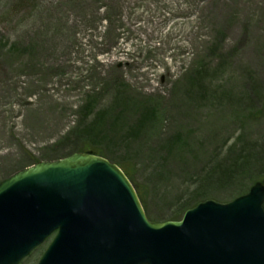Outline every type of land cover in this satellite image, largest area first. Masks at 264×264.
Listing matches in <instances>:
<instances>
[{"label":"rangeland","instance_id":"1","mask_svg":"<svg viewBox=\"0 0 264 264\" xmlns=\"http://www.w3.org/2000/svg\"><path fill=\"white\" fill-rule=\"evenodd\" d=\"M82 147L153 221L264 181V0H0V181Z\"/></svg>","mask_w":264,"mask_h":264},{"label":"water","instance_id":"2","mask_svg":"<svg viewBox=\"0 0 264 264\" xmlns=\"http://www.w3.org/2000/svg\"><path fill=\"white\" fill-rule=\"evenodd\" d=\"M264 183L180 220L148 219L127 174L92 152L40 160L0 182V264L47 236L38 264H264Z\"/></svg>","mask_w":264,"mask_h":264},{"label":"trees","instance_id":"3","mask_svg":"<svg viewBox=\"0 0 264 264\" xmlns=\"http://www.w3.org/2000/svg\"><path fill=\"white\" fill-rule=\"evenodd\" d=\"M88 129H90V126H87V127H85L84 128V130L85 131H87ZM98 132L99 133H101V130H99L98 129ZM98 132H96L95 133V137H99V133ZM82 149L83 150H91V151H93V152H98V154H101L102 155V153H101V151L100 150H94V149H86L85 147H82ZM78 150V149H77ZM120 165V164H119ZM121 166V165H120ZM122 167V166H121ZM123 169H124V167H122ZM125 170V169H124ZM125 172L128 174V176H129V178L132 180V177L130 176V174L125 170ZM135 187H136V185H135ZM136 189H137V191H138V194H139V196H140V198H141V201L143 202V204H144V206L146 207V199H145V196H146V192L145 191H142L140 188H137L136 187Z\"/></svg>","mask_w":264,"mask_h":264},{"label":"bare ground","instance_id":"4","mask_svg":"<svg viewBox=\"0 0 264 264\" xmlns=\"http://www.w3.org/2000/svg\"><path fill=\"white\" fill-rule=\"evenodd\" d=\"M120 47H122V45H120Z\"/></svg>","mask_w":264,"mask_h":264}]
</instances>
